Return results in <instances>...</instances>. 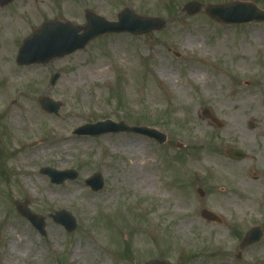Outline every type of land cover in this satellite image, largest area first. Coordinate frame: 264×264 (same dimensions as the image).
Segmentation results:
<instances>
[{"label":"rangeland","instance_id":"obj_1","mask_svg":"<svg viewBox=\"0 0 264 264\" xmlns=\"http://www.w3.org/2000/svg\"><path fill=\"white\" fill-rule=\"evenodd\" d=\"M25 1L0 8V264H264V237L238 257L246 233L264 230V24L221 25L205 12L236 1L264 9V0L31 1L36 19ZM189 3L200 13L189 16ZM125 9L165 26L103 36L45 66L17 65L23 39L43 23L83 28L88 12L118 22ZM183 23L204 29L183 33ZM13 73L20 77L7 93ZM43 98L62 104L58 117L42 109ZM26 106L42 118L32 131L25 120L12 131L9 113L21 116ZM205 109L221 129L204 119ZM106 120L158 129L168 141L73 133ZM233 149L247 158L233 160ZM137 159V174H127ZM230 166H244L245 179ZM47 167L79 177L56 185L41 174ZM96 173L105 180L99 192L85 184ZM15 201L46 219V237ZM203 209L223 223L203 220ZM62 211L76 219L73 233L49 218Z\"/></svg>","mask_w":264,"mask_h":264},{"label":"water","instance_id":"obj_2","mask_svg":"<svg viewBox=\"0 0 264 264\" xmlns=\"http://www.w3.org/2000/svg\"><path fill=\"white\" fill-rule=\"evenodd\" d=\"M13 1L0 0V6L5 7ZM186 11L189 15H196L201 11V6L198 3H190L186 6ZM205 11L218 24L245 25L264 23V10L260 9L254 3L232 2L225 5L209 6ZM86 19L87 26L83 28L76 27L70 23H45L40 29L34 31L33 34L24 40L23 46L19 51L17 63L25 66L35 64L47 65L52 60L64 58L78 50L86 48L91 41L107 34L129 33L133 36H143L154 31H159L165 26V22L161 20L141 17L133 13L130 9H125L118 15V22H109L105 18L90 12L87 13ZM82 31L83 33L80 34ZM60 77V74L54 75L51 80V85L54 86ZM41 106L47 113L58 116L62 104L44 98L41 100ZM203 114L205 118L211 119L221 127L219 121L211 116V112L208 109H205ZM121 133L145 136L156 140L161 145L167 142V136L157 130L130 126L125 122L115 123L111 120L87 124L74 131V134L79 137H100ZM231 155L236 160L245 158V154L241 151H233ZM41 174L48 176L53 184L58 185L68 180L75 181L78 178L76 171H57L52 168L42 169ZM86 184L96 192L101 191L104 187L103 178L99 173L88 179ZM199 194L201 197L205 196L201 190H199ZM15 206L20 215L26 218L43 237L47 235L45 218L33 214L27 202H16ZM201 217L209 223L222 224L221 219L217 215L206 209L201 211ZM51 218L55 223L65 227L70 233L76 230V220L67 212H58L55 215H51ZM263 235L264 233L261 228H253L245 236L240 245V250L256 244L263 238ZM148 264L170 263L154 260Z\"/></svg>","mask_w":264,"mask_h":264},{"label":"bare ground","instance_id":"obj_3","mask_svg":"<svg viewBox=\"0 0 264 264\" xmlns=\"http://www.w3.org/2000/svg\"><path fill=\"white\" fill-rule=\"evenodd\" d=\"M31 1L35 2L36 7H38V4L40 3L41 0H26L24 2V5L26 6V8H28L30 10L31 16L33 19H36L37 14V10L33 9L32 3ZM185 26H182L181 30L182 32H189L193 31V32H200L204 29V26H189L185 23H183ZM187 42L191 43L192 45H196V43H194V41H189L187 40ZM1 54V53H0ZM5 70L10 69V66L8 65L7 67L4 68ZM20 75L13 73L11 76H9V82H8V90L7 93H12L14 91V85L17 83V80L19 79ZM6 94V93H5ZM2 94V95H5ZM42 117H40L38 115V113L35 111V109L32 106H26L23 110H22V115L19 116L15 111H11L9 113L8 116V121L10 123L14 122V124H11V129L12 131L15 132H19L22 124L20 121H24V123H28L30 124V127L27 128L28 131H32V127H34V124L39 121V119H41ZM14 128V129H13ZM16 136V134H14ZM63 140L67 141L66 138L62 137ZM31 144V143H30ZM141 160L137 159V161H134L130 164V167L128 168L127 174L130 173H134L137 174L136 171H138V168L140 167V165H138L140 163ZM230 171H232V174L237 176L239 180H243L246 177V172L243 171L244 166H239V167H231L230 166ZM136 177V175H135ZM147 181V180H146ZM146 181H144L143 186H146ZM142 184V183H141ZM114 196L110 197V199H108V203H111L113 200ZM172 199H174V202L176 203V206L178 208L181 209H185L188 204L184 203L182 200L175 198L174 196H171ZM17 243H19V241H17ZM15 248L12 249V251H14Z\"/></svg>","mask_w":264,"mask_h":264}]
</instances>
